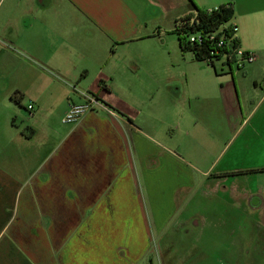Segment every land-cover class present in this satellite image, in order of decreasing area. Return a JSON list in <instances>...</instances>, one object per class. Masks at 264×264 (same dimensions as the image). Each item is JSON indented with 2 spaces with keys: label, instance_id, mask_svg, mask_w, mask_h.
<instances>
[{
  "label": "crops",
  "instance_id": "crops-1",
  "mask_svg": "<svg viewBox=\"0 0 264 264\" xmlns=\"http://www.w3.org/2000/svg\"><path fill=\"white\" fill-rule=\"evenodd\" d=\"M192 4L232 6L238 47L255 56L242 74L181 53L171 35ZM83 94L107 110L62 123ZM261 108L264 160V0H0V264H139L154 236L162 264H180L195 245L164 236L202 234L195 196L228 185L234 169L214 163ZM239 202L226 205L262 236L264 196Z\"/></svg>",
  "mask_w": 264,
  "mask_h": 264
},
{
  "label": "rangeland",
  "instance_id": "rangeland-1",
  "mask_svg": "<svg viewBox=\"0 0 264 264\" xmlns=\"http://www.w3.org/2000/svg\"><path fill=\"white\" fill-rule=\"evenodd\" d=\"M231 22L232 20L227 26H230ZM171 36L174 37L175 35L173 36L172 34ZM172 37L171 40L174 41ZM174 44H176L175 41ZM224 63L225 61L223 62L222 60L214 61V68L218 75L222 74L221 70L226 71L228 75H230V73L242 74L250 65L249 63H246L241 69L237 70L234 66L228 67ZM199 65L201 70L207 69L209 71H214V69L205 62H200ZM244 86V88H246L245 96L249 99L253 96V88L251 84L248 85L245 83ZM114 90L116 91L115 88ZM243 97L244 95L241 94L240 98L243 99ZM253 99L251 100L256 101L257 98L254 97ZM261 115L262 108L253 117L250 123L248 122V124L245 125V122L242 125L241 129L231 140L229 144L230 147L227 146L223 154L218 158L216 163H214L216 168L213 173L226 164H228L231 169H234V175L226 179L228 180V185L226 186L225 184V186H221L218 193H213L206 189V185L203 183L202 197L199 194L195 196L198 200L197 202H199V204H197L198 211L211 220L202 231V234L200 236H198V234H193L190 238H187L188 241L183 240L184 238L182 239V231L179 233L171 230L164 236L163 240H168L172 244H176L177 247L182 244L196 246V248H194L195 246H192L190 253L186 251L183 252L182 250L184 248L180 246L181 252L177 251V253L174 254L175 257L172 258L174 262H179L180 264H213L215 262L218 264H264V234L260 236L256 230L253 229V226L258 223L255 215L250 216V220L249 217L246 216H233L232 214H238L239 212H233L231 208L226 205V202L235 203L239 200V204L245 206L243 201L245 196H248L249 193L256 197H260L261 199L262 196H264V169L262 168V161L264 160L262 159ZM167 123L168 124H166L165 127L163 126V128H166L164 131V133H166L164 134L166 138H168L167 134L169 136L172 131L174 132L172 122L167 120ZM157 126L160 125H156V127ZM147 135L161 143L162 147L165 149L173 150L171 148L173 146L165 144L162 140H159L151 133H148ZM175 137L177 138V143L180 137ZM226 141H228V139H225L224 142ZM173 151L179 154L177 150L174 149ZM215 157L214 155L208 157L209 166L214 161ZM208 164H206V166ZM212 170L213 169L211 168L210 172H212ZM139 181L140 197L144 204L145 213L149 218L151 211L148 204L147 191L141 182L140 176ZM230 184H235L237 190H230ZM155 192H157V190ZM157 195L158 193L156 196ZM156 199H158V197ZM156 203L157 201L155 204ZM211 207L214 208L212 214L210 212ZM217 216H221L220 218L224 221L218 220ZM152 239L151 252L148 253L146 258H144L139 264H148L149 260H152V264H162V261L167 262L166 259L163 260L162 258L164 253H162L161 250L163 251L165 248L161 245L163 241L160 242L159 238L156 236ZM260 258L262 259L261 261Z\"/></svg>",
  "mask_w": 264,
  "mask_h": 264
},
{
  "label": "trees",
  "instance_id": "trees-1",
  "mask_svg": "<svg viewBox=\"0 0 264 264\" xmlns=\"http://www.w3.org/2000/svg\"><path fill=\"white\" fill-rule=\"evenodd\" d=\"M193 12L175 22L172 34L175 35L181 53H192L197 61L205 62L214 68V61L222 60V56H210L214 51V46L223 38L226 41L227 48L220 49L221 53L227 49L233 50L238 47L236 38H232L233 32L227 24L233 18V10L230 4L222 5L217 10L206 12L200 10L192 4ZM223 29L220 33L219 30ZM214 35L213 40L208 38ZM190 36H200L199 44L190 43ZM208 59V60H207ZM210 60V61H209ZM223 61V60H222ZM228 67L231 64L227 61L224 63Z\"/></svg>",
  "mask_w": 264,
  "mask_h": 264
},
{
  "label": "built area",
  "instance_id": "built-area-1",
  "mask_svg": "<svg viewBox=\"0 0 264 264\" xmlns=\"http://www.w3.org/2000/svg\"><path fill=\"white\" fill-rule=\"evenodd\" d=\"M217 10V9H216ZM211 12V11H210ZM231 31L233 32L232 38H235L236 27L234 25H230ZM220 33L223 32L221 28L219 30ZM214 35L208 38L209 41L213 40ZM200 36H190L189 41L193 44H199L201 42ZM226 41L223 38H220L219 41L214 46V51L210 53V56H222V60L227 61L234 66L237 70L241 69L246 63H253L255 61V56L250 53L243 52L239 47H236L233 50L227 49L226 52L221 53L220 49L227 48ZM208 60V59H207ZM210 61V60H209ZM208 63V62H207ZM206 63V64H207ZM84 101L80 104H70L67 112L62 118V123L64 124H76L79 119L85 114L96 112L99 110H107L106 106L100 101L97 96L92 94H83ZM31 109V106L28 107Z\"/></svg>",
  "mask_w": 264,
  "mask_h": 264
}]
</instances>
